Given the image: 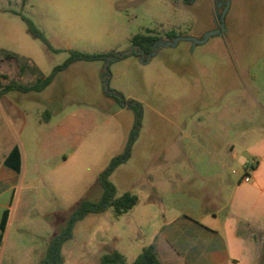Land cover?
Instances as JSON below:
<instances>
[{"label":"rangeland","instance_id":"obj_1","mask_svg":"<svg viewBox=\"0 0 264 264\" xmlns=\"http://www.w3.org/2000/svg\"><path fill=\"white\" fill-rule=\"evenodd\" d=\"M218 1L0 0L2 85L49 76L70 50L130 54L132 37L147 29L164 43L195 39L112 62L108 84V64L77 62L41 92L0 94V164L13 144L25 157L16 187L25 207L9 245L20 255L5 263L42 260L79 204L102 197L98 177L124 152L137 120L107 86L143 107L131 156L110 178L119 195L131 192L139 202L121 216L109 210L77 223L63 247V264H98L114 250L131 264L153 243L175 195L202 193L199 178L183 176L190 154L229 153L233 144L245 168L256 165L255 154L264 152V0H229L217 13ZM21 15L45 33L54 51L29 33ZM46 113L50 126L40 123ZM61 122L73 139L64 157L45 160L41 137Z\"/></svg>","mask_w":264,"mask_h":264},{"label":"crops","instance_id":"obj_2","mask_svg":"<svg viewBox=\"0 0 264 264\" xmlns=\"http://www.w3.org/2000/svg\"><path fill=\"white\" fill-rule=\"evenodd\" d=\"M45 117L40 123L43 121L50 126L53 118ZM71 138L63 123L49 130L41 137V157L45 160L64 157ZM16 146L13 144L8 149L0 164V264H17L13 262L15 260L5 261L7 257L14 259L20 255L19 250L9 245L11 227L16 217H21L25 196L21 189L16 198L21 172L5 165ZM230 148L229 153H192L188 156L191 166L183 176L199 178L203 189L196 196L176 194L163 215V224L152 243L163 264H245L247 261L260 264L264 255L261 240L264 233V152L255 154L256 165L249 171L252 179L245 182L242 179L246 170L244 162H240L235 145ZM21 155L22 171L25 159L22 151ZM7 210L8 222L2 232L1 223ZM118 251L126 258L125 252Z\"/></svg>","mask_w":264,"mask_h":264},{"label":"trees","instance_id":"obj_3","mask_svg":"<svg viewBox=\"0 0 264 264\" xmlns=\"http://www.w3.org/2000/svg\"><path fill=\"white\" fill-rule=\"evenodd\" d=\"M182 1L186 5H192L195 0H178ZM27 0H23L25 4ZM22 19L27 25L29 33L36 39L42 41L50 50H53L48 38L45 33L28 17L21 15ZM171 39L175 38L176 35H170ZM161 41V38L155 34L154 31L147 29L144 32H140L134 35L131 39V43L134 50L130 54H121L115 51L107 53H87L78 50H70L69 57L60 65L56 66L52 73L47 77H41L32 84L24 85L16 81H10L5 85L0 83V94L7 93L9 91H20L24 93L29 92H41L45 90L56 76L67 70L71 65L77 62H95L103 61L108 64L105 71V82L109 83V65L114 62L130 55L138 57L147 56L154 51V46ZM6 56L13 58L15 55L12 53H6ZM107 92L111 94L122 108H128L136 114V125L131 133L129 142L122 154L113 157L108 166L103 172L100 173L98 181L103 188V195L97 202L88 200L82 201L79 206L72 212L69 219L63 226V228L54 236H52L48 242L46 256L40 260L37 264H63V247L66 242L74 237V230L80 221L84 220L91 214H102L109 210H112L116 216H121L130 210H132L139 202L137 195L131 192H125L121 195L118 194L116 185L110 180L112 174L121 166L126 163L132 151V146L139 134L141 119H142V105L132 99L125 98L120 92L111 91L107 86ZM45 118H49V114L46 113ZM5 165L14 169L16 172H21L22 167V155L20 148L16 146L9 156L5 160ZM9 217V211H5L1 223V231L4 232ZM261 240L264 244V233L261 235ZM98 264H127L125 256L118 250H114L101 257ZM132 264H163L159 258V254L155 244H151L144 247L140 255ZM260 264H264V255L261 259Z\"/></svg>","mask_w":264,"mask_h":264},{"label":"water","instance_id":"obj_4","mask_svg":"<svg viewBox=\"0 0 264 264\" xmlns=\"http://www.w3.org/2000/svg\"><path fill=\"white\" fill-rule=\"evenodd\" d=\"M222 5V2H219L217 3V13H219V9ZM223 26V19L220 18V26L218 27V31L217 33H219L220 31V28ZM208 38V35H206L202 40L200 41H196V42H204L206 39ZM180 39H185V40H189V41H195V39H193L192 37H179L178 39H176V41H171V42H158L155 46H154V49H156L159 45L161 46H169V45H174L177 43V41H179Z\"/></svg>","mask_w":264,"mask_h":264},{"label":"built area","instance_id":"obj_5","mask_svg":"<svg viewBox=\"0 0 264 264\" xmlns=\"http://www.w3.org/2000/svg\"><path fill=\"white\" fill-rule=\"evenodd\" d=\"M255 163H251L246 167L245 173L243 175V181L250 182L251 181V175L249 174V171L254 167Z\"/></svg>","mask_w":264,"mask_h":264},{"label":"flooded vegetation","instance_id":"obj_6","mask_svg":"<svg viewBox=\"0 0 264 264\" xmlns=\"http://www.w3.org/2000/svg\"><path fill=\"white\" fill-rule=\"evenodd\" d=\"M219 2H222V4H224V7H223V9L225 8V6L227 5V3L229 2V0H219ZM222 9V10H223ZM218 27L220 26V21H218Z\"/></svg>","mask_w":264,"mask_h":264}]
</instances>
